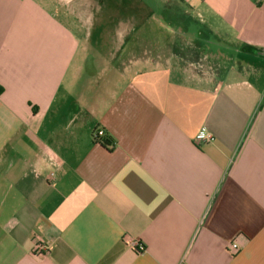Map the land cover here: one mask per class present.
Segmentation results:
<instances>
[{
  "label": "crops",
  "instance_id": "obj_1",
  "mask_svg": "<svg viewBox=\"0 0 264 264\" xmlns=\"http://www.w3.org/2000/svg\"><path fill=\"white\" fill-rule=\"evenodd\" d=\"M155 3L0 0V264H264V0Z\"/></svg>",
  "mask_w": 264,
  "mask_h": 264
},
{
  "label": "rangeland",
  "instance_id": "obj_2",
  "mask_svg": "<svg viewBox=\"0 0 264 264\" xmlns=\"http://www.w3.org/2000/svg\"><path fill=\"white\" fill-rule=\"evenodd\" d=\"M146 2H150L151 5L154 7L155 12L163 11L162 8H160L158 5H155L156 0H145ZM164 16L162 13L160 15V18L164 22ZM198 26V22H194ZM169 26L171 23H168ZM174 24H172V27ZM172 31H175L174 28L171 29ZM193 30H191L192 32ZM165 37V36H163ZM168 38V37H167ZM166 38V39H167ZM169 39V38H168ZM164 43L160 47H153L151 45L147 46H141L138 47L141 49L142 56L147 60H160L161 62H170L171 65H174L176 68H181V70L188 69L189 71H192L193 73L196 72L197 65L198 64H209L214 66L215 64H227L228 63V56L226 51L222 50H208L204 53H198L197 50H199L193 45H179L176 46L175 49H172L173 46H169L167 43H165L167 40H164ZM200 42V40H199ZM154 48H157L155 53L153 52ZM159 48V49H158ZM202 61V62H201ZM206 66V65H205ZM195 71V72H194ZM186 74L188 75L189 72L186 71Z\"/></svg>",
  "mask_w": 264,
  "mask_h": 264
},
{
  "label": "built area",
  "instance_id": "obj_3",
  "mask_svg": "<svg viewBox=\"0 0 264 264\" xmlns=\"http://www.w3.org/2000/svg\"><path fill=\"white\" fill-rule=\"evenodd\" d=\"M104 136L105 133L101 128H97L92 132V139L95 143H101L103 141ZM194 141L197 144L212 143L214 141V136L210 132H208L205 128H201L196 134ZM131 245L134 246L138 251H143V246L140 245L138 242H132ZM230 246L233 249L237 248L235 244H231ZM33 250H34V254L41 256L48 252V247L40 243H37L34 245Z\"/></svg>",
  "mask_w": 264,
  "mask_h": 264
},
{
  "label": "trees",
  "instance_id": "obj_4",
  "mask_svg": "<svg viewBox=\"0 0 264 264\" xmlns=\"http://www.w3.org/2000/svg\"><path fill=\"white\" fill-rule=\"evenodd\" d=\"M3 92V88L0 86V95L2 94Z\"/></svg>",
  "mask_w": 264,
  "mask_h": 264
}]
</instances>
